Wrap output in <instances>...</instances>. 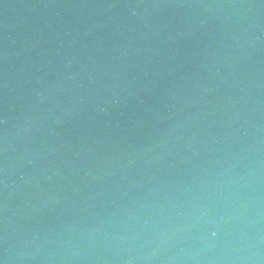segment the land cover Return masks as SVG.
<instances>
[{
  "label": "water",
  "instance_id": "1",
  "mask_svg": "<svg viewBox=\"0 0 264 264\" xmlns=\"http://www.w3.org/2000/svg\"><path fill=\"white\" fill-rule=\"evenodd\" d=\"M0 264H264V0H0Z\"/></svg>",
  "mask_w": 264,
  "mask_h": 264
}]
</instances>
